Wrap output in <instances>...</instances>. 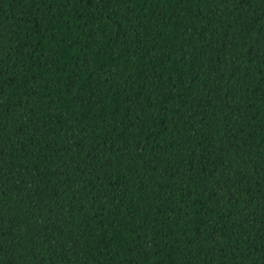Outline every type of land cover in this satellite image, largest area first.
<instances>
[{
    "label": "trees",
    "instance_id": "obj_1",
    "mask_svg": "<svg viewBox=\"0 0 264 264\" xmlns=\"http://www.w3.org/2000/svg\"><path fill=\"white\" fill-rule=\"evenodd\" d=\"M0 264H264V0H0Z\"/></svg>",
    "mask_w": 264,
    "mask_h": 264
}]
</instances>
